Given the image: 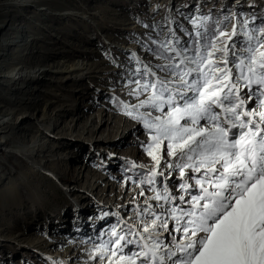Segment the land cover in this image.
I'll list each match as a JSON object with an SVG mask.
<instances>
[{
    "label": "snow or ice",
    "instance_id": "obj_1",
    "mask_svg": "<svg viewBox=\"0 0 264 264\" xmlns=\"http://www.w3.org/2000/svg\"><path fill=\"white\" fill-rule=\"evenodd\" d=\"M165 8L143 24V57L111 58L108 99L149 162H124L117 183L134 191L91 218L108 226L82 241L83 264H264V15Z\"/></svg>",
    "mask_w": 264,
    "mask_h": 264
},
{
    "label": "rangeland",
    "instance_id": "obj_2",
    "mask_svg": "<svg viewBox=\"0 0 264 264\" xmlns=\"http://www.w3.org/2000/svg\"><path fill=\"white\" fill-rule=\"evenodd\" d=\"M184 2L31 0L0 18V62L11 66L0 73V200L9 199L0 206V264H83L82 241L108 226L91 218L128 203L134 189L117 183L121 167L149 160L138 147L144 130L108 99L118 71L111 58L143 57L136 43L146 32L143 24L154 22L157 6L160 22L165 5ZM201 2L219 8L231 0ZM236 3L245 13L264 15V0ZM71 62L89 65L93 74L65 79L58 71ZM20 70L37 77L7 78ZM40 120L52 124L48 132ZM39 136L48 142L41 153L35 151Z\"/></svg>",
    "mask_w": 264,
    "mask_h": 264
},
{
    "label": "bare ground",
    "instance_id": "obj_3",
    "mask_svg": "<svg viewBox=\"0 0 264 264\" xmlns=\"http://www.w3.org/2000/svg\"><path fill=\"white\" fill-rule=\"evenodd\" d=\"M49 1H51V0H49ZM30 4H31V0H0V9L9 10L8 12L6 11L4 13H0V18L7 17L11 10H13L12 12H15L18 10L20 11V9H22V8L29 7ZM8 35L9 34H7V35L4 34V36H6V37ZM1 49H3V47H1ZM130 50H132V49H130ZM127 51H128V49H127ZM0 63H2V67H0V73L1 72L8 73L9 71H11V66L8 62L3 61ZM22 69L23 68H21V70ZM24 69H27V68H24ZM21 70L16 75H15V71H13L14 73L11 72V74L7 75V78H9L10 80H13V81H15V83H17V82L23 81L25 79L31 81L34 76L37 77V73L36 74H33V73L27 74V73H22ZM58 73L64 75L65 79H67V80H69L71 78V77H69V75H73V74H77L78 78L81 80H84L85 78L88 77V75L91 76V74H93V72H91V67H89V65L84 64V63H80V62L79 63H72L71 62V64L69 66H67V67L63 66V68L61 66V70H59ZM59 111H60V109L55 110L56 113H58ZM90 118H91V116L89 117L88 123H90L91 120H93V119L90 120ZM38 120H37V122H38ZM6 121L7 120L5 119L2 122L6 123ZM82 121L84 122L83 119L81 120V122ZM40 122H41V126H44L43 128H47L46 131L48 132L50 130L52 124L44 123L41 120H40ZM49 122H52L51 119H49ZM35 139H36L35 144L39 145V147L37 149H35V151H37L38 153H41L42 151H44V147L46 145H48V142H47V140H45V141L41 140L42 139L41 136L38 137L39 140L37 139V137ZM5 143H6L5 141L1 142L2 145H4ZM7 200H9L7 197H5V199H1L0 200V206L4 202H6ZM81 224L82 225L79 227L80 229L86 228V225H84L83 223H81Z\"/></svg>",
    "mask_w": 264,
    "mask_h": 264
}]
</instances>
